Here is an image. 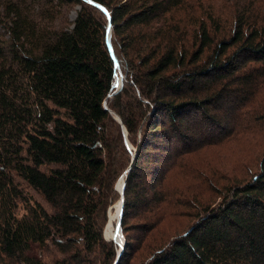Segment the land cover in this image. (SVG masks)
Segmentation results:
<instances>
[{
	"label": "trees",
	"instance_id": "trees-1",
	"mask_svg": "<svg viewBox=\"0 0 264 264\" xmlns=\"http://www.w3.org/2000/svg\"><path fill=\"white\" fill-rule=\"evenodd\" d=\"M65 1L83 7L70 25ZM91 2L0 0V264H264V149L215 206L185 188L194 152L264 134V0ZM122 177L119 255L103 229Z\"/></svg>",
	"mask_w": 264,
	"mask_h": 264
},
{
	"label": "rangeland",
	"instance_id": "rangeland-1",
	"mask_svg": "<svg viewBox=\"0 0 264 264\" xmlns=\"http://www.w3.org/2000/svg\"><path fill=\"white\" fill-rule=\"evenodd\" d=\"M64 12L63 16L67 22L66 25H70L72 21L75 20L77 17V14L83 9L82 5L77 3H72L69 1L64 2ZM116 39V34H115ZM224 110V109H222ZM222 112V111H221ZM244 112H246L244 110ZM213 113V112H212ZM216 114V113H213ZM219 116H221V113H218ZM244 116V115H243ZM243 116H232L231 121L235 122L236 125L243 123ZM246 118V116H245ZM244 118V125L243 128H246L251 124V117H248V120H245ZM198 124L190 123L189 125V135L196 138L195 141L192 142V146H195L198 140L202 141L203 139H200L201 134L199 132ZM241 134H235L232 136V138L228 142H224L221 144H215L206 146L204 148H201L200 150L194 152L190 158H187V167L186 169L189 170V166L196 165L200 166V172L198 173H192L189 175L190 179L186 182L185 188L189 187L191 188L192 193L198 192V190L201 192V199L203 200V204L205 206H215L218 203H220L223 199V197H219L218 191H216L214 184L217 183L218 188L222 187L223 184H227V180H231L234 178H239L244 173V169L241 166L245 161H250L249 157L256 156L259 152H261L264 149V134L260 133L257 135H251L249 131L247 130H241ZM215 138H218V135L216 134L214 136ZM202 138V137H201ZM257 146V149H255V146ZM133 148V146H131ZM134 149V148H133ZM135 150V149H134ZM136 151V150H135ZM259 162L253 161L252 165L248 168V173L252 174L253 170H257ZM204 176H208V180L206 182H203L200 184V179ZM125 178H120L116 185L115 189L117 193H120V187L122 186V182ZM216 179V181H215ZM181 181V177L179 175H176L174 177V180L172 181L173 187L178 185V182ZM219 190V189H217ZM30 195L33 198V201L41 200V203H44L41 197H39L36 193L32 192ZM177 199L178 196H175ZM187 198L182 202V205L177 209L181 217L179 220L190 224L192 221L195 220L197 214L200 211L199 207L192 208L191 206V198L189 197V203H187ZM121 199L115 201L112 203L106 212L105 220H104V229H103V236L104 239L107 242L112 241L109 239L106 235L107 229L111 223L112 214L115 213V209L117 204L120 202ZM197 202V201H196ZM188 204V206H187ZM191 205V206H190ZM203 205V206H204ZM24 207H21L19 212L20 214H23L25 211L23 209ZM135 212V210L133 211ZM117 219L114 220L112 227L113 229L120 235L116 228V222ZM140 221L138 219H132L130 220L126 226V236H127V242H130V244L138 245L139 240L144 237L143 231L141 227H138L136 224ZM117 223V222H116ZM115 225V227H114ZM126 242V240H125ZM134 242V243H133ZM54 258H57L56 256H49L47 260H52ZM50 264H52V261H49Z\"/></svg>",
	"mask_w": 264,
	"mask_h": 264
},
{
	"label": "water",
	"instance_id": "water-1",
	"mask_svg": "<svg viewBox=\"0 0 264 264\" xmlns=\"http://www.w3.org/2000/svg\"><path fill=\"white\" fill-rule=\"evenodd\" d=\"M85 1L89 2V3H93V2H90V0H85ZM99 7L102 8L101 6H99ZM102 10L105 11L108 14V12L104 8H102ZM110 38H111V24L109 26V35H108V44H109V47L111 49ZM122 84H123V76H120L119 78H117V81L115 83L116 91L114 93L118 92L121 89ZM110 112L115 117V119L123 126V122H122L121 118L117 114H115L114 112H112V111H110ZM123 130H124V133H125L126 142L128 143L127 131H126L124 126H123ZM134 158H135V155H134ZM125 185H126V180L124 179L123 182H122V186H121V188L119 190L120 194H121V200H120L121 209H120L118 221L116 223V228H117L118 232L120 233L122 241H117V240H113L112 239V241H114L115 243H117L120 246L119 255L123 252L124 247H125V238L123 236L122 229H121V220H122V215H123V212H124V190H125Z\"/></svg>",
	"mask_w": 264,
	"mask_h": 264
},
{
	"label": "bare ground",
	"instance_id": "bare-ground-1",
	"mask_svg": "<svg viewBox=\"0 0 264 264\" xmlns=\"http://www.w3.org/2000/svg\"><path fill=\"white\" fill-rule=\"evenodd\" d=\"M120 209H121V206H120V202H119L116 206L115 213L112 214L111 223H110V225L107 229V233H106L108 238L113 239V240H117V241H122V239H121V236L113 229L112 224H113L115 219L118 220Z\"/></svg>",
	"mask_w": 264,
	"mask_h": 264
},
{
	"label": "snow or ice",
	"instance_id": "snow-or-ice-1",
	"mask_svg": "<svg viewBox=\"0 0 264 264\" xmlns=\"http://www.w3.org/2000/svg\"><path fill=\"white\" fill-rule=\"evenodd\" d=\"M90 2H91V0H90Z\"/></svg>",
	"mask_w": 264,
	"mask_h": 264
}]
</instances>
